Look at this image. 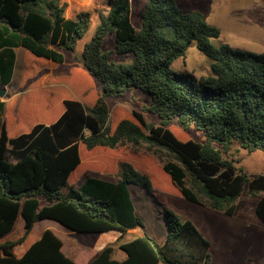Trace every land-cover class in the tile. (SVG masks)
I'll return each instance as SVG.
<instances>
[{
	"label": "trees",
	"instance_id": "1",
	"mask_svg": "<svg viewBox=\"0 0 264 264\" xmlns=\"http://www.w3.org/2000/svg\"><path fill=\"white\" fill-rule=\"evenodd\" d=\"M129 16L130 0H0L6 42L25 50L22 89L41 71L61 65L65 52L80 65L67 77L43 75L36 81L40 90L22 100L40 104L32 114L27 108L13 117L14 101L7 107L0 129V239L19 216L23 225L15 239L0 243V264H77L62 253L61 240L50 230L25 248L43 220L95 235L89 252H75L82 264L211 263L209 241L168 209L162 212L166 234L160 245L146 233L121 243L129 231L144 227L132 194L138 189L150 196L152 179L119 160L114 176L101 177L93 166L76 189L68 184L71 174L80 164L88 168L79 155L81 144L88 152L125 143L162 152V181L183 199L227 216L245 188L250 196L264 192V176L250 178L223 157L234 146L264 155V46L255 54L214 44L220 30L176 0H146L137 30ZM109 34L114 52L130 55L129 63L112 62L113 52L102 49ZM192 43L210 63V75L198 81L171 70ZM131 90L149 97L142 112L154 115L158 125L136 111L130 117L114 113L109 124L107 100ZM172 124L183 132L194 129L203 141L179 137ZM254 213L264 226V197ZM116 249L121 260L114 258Z\"/></svg>",
	"mask_w": 264,
	"mask_h": 264
},
{
	"label": "rangeland",
	"instance_id": "2",
	"mask_svg": "<svg viewBox=\"0 0 264 264\" xmlns=\"http://www.w3.org/2000/svg\"><path fill=\"white\" fill-rule=\"evenodd\" d=\"M178 5L185 11L197 10L204 14L207 23L220 30L219 37L213 40L214 44H227L233 49H239L255 54H259L264 46V0H176ZM146 0H130V24L137 30L140 27V14ZM102 49L113 52L110 60L114 63H129L130 55H121L114 52V35H107L103 40ZM209 60L197 50L192 43L185 54L175 60L171 65V70L176 73L189 74L195 81L200 77L210 75ZM80 66L70 53H64V62L51 72L53 76L65 74L69 68ZM98 89V85H97ZM109 107V124L113 125L112 115L121 113V116L130 117L133 111L142 112L144 107L149 105V97L139 91L131 90L121 98H111L107 100ZM146 123L158 125L159 120L146 112H142ZM171 128L183 139H191L202 142L203 136L194 129L185 132L176 129L172 124ZM82 164L88 168L79 167L71 174L68 184L78 189L83 181L89 177L93 166L97 169V174L101 177L114 176L119 160H128L133 165L149 174L152 179L153 189L147 195L142 190H136L132 194V202L135 213L143 224V229H134L123 237L121 243L128 242L146 233L149 237L160 245L165 234L166 226L162 217L164 209L171 210L181 223L189 220L193 223L199 233L209 241L211 263L210 264H247L246 257L256 253L264 254V234L256 231L264 226L257 220L254 209L257 199L264 197V192L255 196H250L246 188L234 202L232 216H227L221 211H215L205 205L191 203L178 194L176 188L167 185L160 178L162 163L166 157L162 152L147 150L145 145L134 147L125 143L115 150L98 148L88 152L84 147L79 150ZM225 159H233L235 166L241 168L248 177L258 175L264 176V155L261 152L247 153L244 150L233 147L228 154H224ZM77 171V172H76ZM92 173V172H91ZM165 183V184H164ZM177 192H175V191ZM22 218L19 216L12 231L0 239V243L15 239L22 230ZM45 226H50L53 233L64 243H70L71 250L84 253L89 252L95 235L77 234L62 229L58 224L51 221L37 223L29 238L24 243L25 248L29 243L37 240ZM238 228L251 229L253 233L247 236L249 241L242 240L240 236H233L232 230ZM231 239H234L231 240ZM256 245H253V244ZM22 246V245H21ZM254 246V248H253ZM24 247V246H23ZM76 248V249H75ZM82 252V251H81ZM122 252L116 249L115 258H119ZM75 263L82 264L78 259L79 253L74 254ZM261 257V256H259Z\"/></svg>",
	"mask_w": 264,
	"mask_h": 264
},
{
	"label": "crops",
	"instance_id": "3",
	"mask_svg": "<svg viewBox=\"0 0 264 264\" xmlns=\"http://www.w3.org/2000/svg\"><path fill=\"white\" fill-rule=\"evenodd\" d=\"M0 34H1V38H0V82L6 81V83L0 84V91L3 90L4 92L3 95H0V129H1V125L3 124L6 118L7 107L9 103H11V101H14V104H15V109L14 111L11 112L13 117H17L19 112H22L23 109H27V108L30 110V114H32L31 111L35 110L36 106L40 104H36L35 101L30 102L29 104H26V103L22 104V100L26 93H29V92L34 93L40 90L41 88L40 84L36 86V83H37L36 81H38L43 75L51 79H60L63 77H67L69 76L71 68H69L65 74H61L58 76H53L51 72L55 71L59 66L55 69H48V70L41 71L37 75V77L31 80V83L29 84V87L27 89H25V87L22 89L21 84H22L23 72H24V67H25V64H24L25 50L21 47H16L6 42V41H9L10 38H9V32L5 26H0ZM75 67H80V66H75ZM61 84H63V82ZM32 86L33 88L31 89ZM65 86H67V82L65 83ZM95 89L98 90L97 85H95ZM43 221H50V220H43ZM39 222H42V221H39ZM44 230H50L53 233L50 226H45L42 229V232ZM131 231H129L128 233L130 234L133 233ZM256 231H261L264 234V228H259ZM230 234L233 236H240L242 240L249 241L247 236H250L253 233L251 232V229L238 228V229L232 230V233ZM231 240L234 241V239H231ZM61 242H62V248H61L62 253L67 258L74 260L73 257H74L75 252L74 250H71L70 243L65 244L63 240H61ZM253 245H256V244H253ZM78 249L82 252L85 251L80 247H78ZM260 252H261V255H258V251H256V253H252V255L251 254L248 255L246 257V263L247 264H264V254L262 253L261 250ZM123 257L124 255L121 254L119 258H115V257L114 258L121 260Z\"/></svg>",
	"mask_w": 264,
	"mask_h": 264
},
{
	"label": "water",
	"instance_id": "4",
	"mask_svg": "<svg viewBox=\"0 0 264 264\" xmlns=\"http://www.w3.org/2000/svg\"><path fill=\"white\" fill-rule=\"evenodd\" d=\"M3 93H4L3 90H1V91H0V95H3Z\"/></svg>",
	"mask_w": 264,
	"mask_h": 264
}]
</instances>
